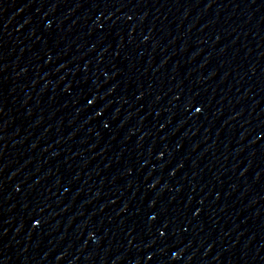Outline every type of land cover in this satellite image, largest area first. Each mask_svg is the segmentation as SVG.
<instances>
[{
	"label": "water",
	"instance_id": "obj_1",
	"mask_svg": "<svg viewBox=\"0 0 264 264\" xmlns=\"http://www.w3.org/2000/svg\"><path fill=\"white\" fill-rule=\"evenodd\" d=\"M0 264H264V0H0Z\"/></svg>",
	"mask_w": 264,
	"mask_h": 264
}]
</instances>
